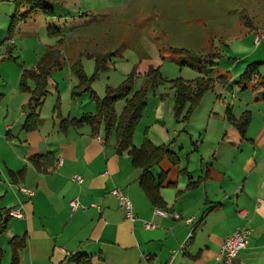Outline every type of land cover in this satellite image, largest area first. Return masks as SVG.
<instances>
[{
  "label": "crops",
  "instance_id": "crops-1",
  "mask_svg": "<svg viewBox=\"0 0 264 264\" xmlns=\"http://www.w3.org/2000/svg\"><path fill=\"white\" fill-rule=\"evenodd\" d=\"M51 1L55 15L59 5L65 8L58 15V24L66 29L67 20L87 15L80 8L72 10L76 6L66 1L59 5V1ZM14 15L13 0H0V208L22 206L26 213L25 219L12 218L14 222L8 225L13 236L27 235L19 264H73L69 260L75 254L90 257L92 264H146L147 255L152 264H168L190 233L192 237L172 264H215L225 238L239 226H246L250 237L233 264H264V122L257 130L251 122L243 139L227 121L224 104L213 101L210 109L209 104H200L186 124L173 115L174 91L171 104H153L154 120L144 133L139 128L142 122L139 124L136 131L141 132L135 131L133 144L140 147L148 139L153 145H166L179 160L177 166L167 160L171 168H161L165 160L153 168L155 178L167 173L159 190L164 206H154L139 185L142 170L132 165L128 152H117L114 135L106 141L102 129L93 135L88 126L61 128L62 120H79L96 109L86 96H71L79 82L71 70L78 55L70 59L61 51L65 65L63 70L51 72L38 128L31 132L23 128L30 95L20 91V78L56 46V38L49 40L53 23L37 12L18 22L9 39ZM41 15L45 20L38 28L36 19ZM227 87L218 85L221 93ZM230 90L227 94H231L236 118L248 106H264L253 103L257 90L241 96L234 87ZM125 105V101L116 103L117 117ZM48 154L55 164L39 172L31 161ZM23 169V180L12 184L9 172ZM75 174L83 179L81 184L72 180ZM199 178L203 180L197 187L188 188ZM168 182L176 184L167 186ZM21 185L34 195L19 192ZM115 188L130 199L135 222L126 218L119 200L110 193ZM74 199L85 209L73 211L70 203ZM155 209L168 215H156ZM240 209L248 213L245 219L239 217ZM145 223L154 227L147 229Z\"/></svg>",
  "mask_w": 264,
  "mask_h": 264
},
{
  "label": "rangeland",
  "instance_id": "rangeland-1",
  "mask_svg": "<svg viewBox=\"0 0 264 264\" xmlns=\"http://www.w3.org/2000/svg\"><path fill=\"white\" fill-rule=\"evenodd\" d=\"M53 1H59L58 5L66 1L76 6L72 10L80 8L81 14L87 13L76 21L67 20V29L58 24L61 20L58 15L65 11L63 6L59 5L57 15L47 17L53 23L51 27L58 29L64 37L59 47L61 51H66L70 59L78 55L87 76L95 73L96 66L95 59L88 55H109L105 67L97 73L91 85L99 97L105 96L107 87L120 86L129 75L133 79L132 93L141 90L147 85L145 74L148 69L160 66L162 77L169 82L159 84L155 89L149 86L148 109L139 122H142L139 128L143 133L146 125L154 120L153 104H171L173 80L193 81L205 75L216 79L222 75L228 80L227 91L231 93L230 89L234 87L241 96L245 92L253 93L252 90L242 91L236 83L249 64L261 63L258 69L264 76V40L258 46L253 37L254 31L264 33V0ZM40 18L36 19L38 28L43 24L41 20H45L42 15ZM214 54L218 55L212 57ZM209 64L214 66L199 71L203 65ZM218 85L204 95L200 104H209V109L214 103L224 104L226 108L231 106V94L228 95L227 91L221 93ZM84 96L88 104H95L88 94L82 98ZM233 100L239 104L236 98ZM261 102L264 104L263 100ZM248 107L241 115L251 112L252 126L257 130L264 122V106ZM137 131L141 132V129ZM166 167L171 168L167 160L161 164V168ZM10 228L0 233V248L4 253L2 264H10L12 258L9 243L15 235ZM21 255L22 251L19 252L20 260Z\"/></svg>",
  "mask_w": 264,
  "mask_h": 264
},
{
  "label": "trees",
  "instance_id": "trees-1",
  "mask_svg": "<svg viewBox=\"0 0 264 264\" xmlns=\"http://www.w3.org/2000/svg\"><path fill=\"white\" fill-rule=\"evenodd\" d=\"M15 6V15L11 18L8 29V38L12 39L14 32L17 29L18 22L26 21L32 17L34 13L40 12L45 17H54V4L49 0H13ZM50 37L57 38L55 48L50 49L41 60L31 70L24 71L20 78V91L28 93L30 98L27 103L29 115L26 118L24 129L27 132L34 131L38 128L40 123L39 110L45 103L48 95V85L51 72L54 68L63 69L65 62L62 57V52L59 47L63 44L64 37L60 35L58 29L52 28L48 30ZM218 54H214L215 57ZM95 59V73L92 76H87L84 72L82 60L78 58L77 61L71 64V70L78 77V85L72 90L71 96L73 99L80 98L84 94L89 95V99L95 103V112L84 114L79 120L64 119L61 122L63 130L70 127L88 126L91 128L93 135H97L101 129L104 132L105 140L108 141L112 135L116 138V150L118 153L128 152L131 157L132 165L135 168L141 169L139 185L147 198L154 206L163 207L164 202L160 196L159 190L163 187L166 181V172L159 174L155 178L152 170L159 166L164 160H168L172 166H177L179 160L177 156L172 153L168 146L153 145L148 139H145L140 147H135L133 138L136 128L143 117L147 106V95L149 90L155 89L159 84L168 83L165 81L160 73V66H151L146 77V86L141 90L132 93V76H128L120 86L117 88H106L104 97H99L92 89L91 85L97 73L105 67V62L109 55H88ZM211 57V55H208ZM261 63H251L247 66L245 71L240 75L236 82L242 91L252 90L256 91L255 101H264V76L260 75L258 65ZM214 66L209 64L202 66L199 69L203 72L206 67ZM208 72V71H207ZM219 83L227 85L228 81L224 76L210 78L208 75L196 78L193 81H185L184 79H176L171 81L170 88L174 90V108L173 115L175 119L183 124L190 121L195 109L200 105L203 97L207 92L212 91ZM149 86L151 87L149 89ZM164 97V96H162ZM125 101L126 105L122 113L117 117L115 113L116 103ZM251 112L246 111L240 118H236L233 114L231 106L226 108L227 121L232 124L245 139L247 130L251 124ZM32 164L39 172H46L49 168L54 166L55 159L52 155L36 156L32 159ZM25 176V170L19 172H9V177L14 185H18ZM203 178L197 181H191L188 188H195L201 183ZM176 183L168 182L167 186H175ZM9 210L0 208V233L4 232L11 221ZM12 248V258L10 264H19V252L27 247V235L15 236L10 241ZM4 253L0 248V264H2ZM73 264H92L90 257L82 254L73 255L70 260Z\"/></svg>",
  "mask_w": 264,
  "mask_h": 264
},
{
  "label": "built area",
  "instance_id": "built-area-1",
  "mask_svg": "<svg viewBox=\"0 0 264 264\" xmlns=\"http://www.w3.org/2000/svg\"><path fill=\"white\" fill-rule=\"evenodd\" d=\"M263 40H264V33L257 31L255 35V44L259 45ZM58 165H62L61 160L58 161ZM72 180L78 184H81L83 182V179L79 175H76V174L72 177ZM18 190L19 192L29 197L34 195V192L32 190L25 188L23 186L18 187ZM110 193L119 200L120 206L125 211L126 218L131 222H135L137 218L135 214L133 213V207H132V203L130 199L126 197L125 195H123L121 191L116 188L111 190ZM70 205L73 211L77 210L78 208L85 209V207L81 206V204L78 202L77 199L72 200ZM155 214L159 216L168 215L166 211L161 210V209H155ZM238 215L240 218L245 219L248 213L244 209H240L238 210ZM9 216L14 219L22 220L26 218V213L24 212L21 206L19 208L10 209ZM187 222L190 223L191 220H187ZM144 226L147 229L154 227L153 224H149V223H145ZM191 237H192V233L189 234L186 242L181 245L179 250L178 251L176 250L172 253L171 260L168 264H172L176 254L185 248L184 246L190 240ZM249 237H250V230L246 226L237 227L236 230L232 234H230L229 236L225 238L215 264H233L234 261L237 259L239 253L247 247ZM144 259L146 261V264H152L150 262L151 260L150 256L148 255L144 256Z\"/></svg>",
  "mask_w": 264,
  "mask_h": 264
}]
</instances>
